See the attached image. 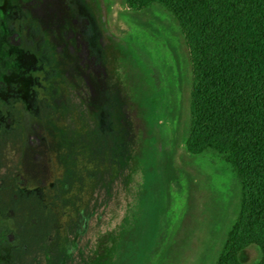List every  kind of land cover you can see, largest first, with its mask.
<instances>
[{"label": "flooded vegetation", "instance_id": "1", "mask_svg": "<svg viewBox=\"0 0 264 264\" xmlns=\"http://www.w3.org/2000/svg\"><path fill=\"white\" fill-rule=\"evenodd\" d=\"M114 50L97 0H0V144L18 139L15 192L54 214L49 264L57 253L71 261L89 256L107 226L91 224L96 193L138 151L140 123ZM5 186L0 178V191ZM15 218L0 208V264L25 249Z\"/></svg>", "mask_w": 264, "mask_h": 264}, {"label": "rangeland", "instance_id": "2", "mask_svg": "<svg viewBox=\"0 0 264 264\" xmlns=\"http://www.w3.org/2000/svg\"><path fill=\"white\" fill-rule=\"evenodd\" d=\"M97 4L115 49L113 63L131 111L137 112L140 130L130 168L115 180L107 174L102 181L91 224L99 228L109 219L120 221L131 202L144 211L146 184L160 182L161 231L147 264H220L240 219L244 184L229 159V149L210 142L196 146L200 132L193 117L196 82L184 29L158 3L136 7L131 0H97ZM18 144L15 135L0 144V178L6 182L0 208L4 216L15 212L25 246L14 254L12 264H49L58 240L54 214L36 197L12 188L10 170ZM144 218L140 213L138 225ZM240 257L258 263L263 252L252 245ZM64 261L83 260L81 255L72 261L58 253L53 257L54 264ZM112 261L110 256L107 263Z\"/></svg>", "mask_w": 264, "mask_h": 264}, {"label": "trees", "instance_id": "3", "mask_svg": "<svg viewBox=\"0 0 264 264\" xmlns=\"http://www.w3.org/2000/svg\"><path fill=\"white\" fill-rule=\"evenodd\" d=\"M153 3L186 34L196 82V146L210 142L229 149L244 184L240 219L220 264H249L240 255L252 245L263 252L253 264H264V0H131L136 7ZM159 187L146 184L144 211L128 204L123 218L109 219L89 256L76 264H147L161 231Z\"/></svg>", "mask_w": 264, "mask_h": 264}]
</instances>
